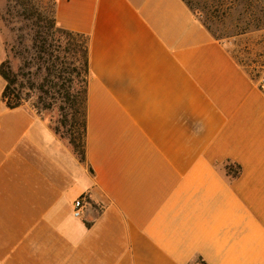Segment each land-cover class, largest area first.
<instances>
[{
  "label": "crops",
  "instance_id": "0c3cea01",
  "mask_svg": "<svg viewBox=\"0 0 264 264\" xmlns=\"http://www.w3.org/2000/svg\"><path fill=\"white\" fill-rule=\"evenodd\" d=\"M55 17L90 36L86 159L0 75V264H264V87L229 44L185 0Z\"/></svg>",
  "mask_w": 264,
  "mask_h": 264
},
{
  "label": "trees",
  "instance_id": "16d2710c",
  "mask_svg": "<svg viewBox=\"0 0 264 264\" xmlns=\"http://www.w3.org/2000/svg\"><path fill=\"white\" fill-rule=\"evenodd\" d=\"M185 1L193 9L190 2ZM26 18L29 21L24 25L29 30L28 45L24 43V36L19 35L16 43L9 44V52L0 62V75L6 82L2 98L9 108L29 103L38 113L56 111L54 129L68 138L79 158L84 161L90 36L60 25L55 14L39 13L35 18L31 11ZM4 20L10 23L6 17ZM202 22L212 32L210 26ZM11 29L16 30L14 26ZM19 29H23L22 26ZM10 52L21 60L17 68L13 65ZM225 168L233 176L241 172L238 163L227 162ZM199 262L207 264L201 257Z\"/></svg>",
  "mask_w": 264,
  "mask_h": 264
},
{
  "label": "rangeland",
  "instance_id": "374dc122",
  "mask_svg": "<svg viewBox=\"0 0 264 264\" xmlns=\"http://www.w3.org/2000/svg\"><path fill=\"white\" fill-rule=\"evenodd\" d=\"M199 18L206 22L214 35L229 44L237 59L259 81L264 76V0H187ZM56 0H0V45L6 55L9 44L19 35L28 45L29 30L24 25L33 11L35 18L55 14ZM10 20L7 24L4 18ZM11 24V25H9ZM14 26L16 30H12ZM23 29H19L21 27ZM17 68L21 60L10 52ZM29 104V103H26ZM30 105V104H29ZM56 120L57 112H50ZM201 264V262H199Z\"/></svg>",
  "mask_w": 264,
  "mask_h": 264
},
{
  "label": "built area",
  "instance_id": "2783aa9c",
  "mask_svg": "<svg viewBox=\"0 0 264 264\" xmlns=\"http://www.w3.org/2000/svg\"><path fill=\"white\" fill-rule=\"evenodd\" d=\"M260 83H261V86L264 87V76L261 78ZM83 206H84V198L83 197L75 200L74 214L76 216L83 215V210H82Z\"/></svg>",
  "mask_w": 264,
  "mask_h": 264
}]
</instances>
